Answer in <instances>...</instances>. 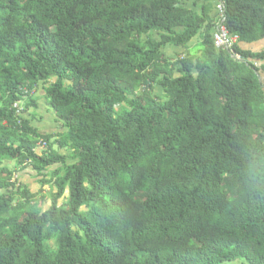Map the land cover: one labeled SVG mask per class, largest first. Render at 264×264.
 <instances>
[{
	"label": "trees",
	"instance_id": "trees-1",
	"mask_svg": "<svg viewBox=\"0 0 264 264\" xmlns=\"http://www.w3.org/2000/svg\"><path fill=\"white\" fill-rule=\"evenodd\" d=\"M185 1L0 0V264H264V0Z\"/></svg>",
	"mask_w": 264,
	"mask_h": 264
},
{
	"label": "crops",
	"instance_id": "crops-1",
	"mask_svg": "<svg viewBox=\"0 0 264 264\" xmlns=\"http://www.w3.org/2000/svg\"><path fill=\"white\" fill-rule=\"evenodd\" d=\"M213 3V2H212ZM205 5L204 0H188L185 1V6L193 9L198 12H202V7ZM213 16H217L216 9L213 10ZM199 42H201L200 36L195 38L192 43L191 47H195ZM242 48L248 51H251L253 53H261L264 52V39H261L259 41L253 42V43H242ZM185 49L178 48L174 46H168L164 50L165 58L171 59V60H177L179 56L183 55L185 53ZM260 65V64H259ZM260 80L264 87V72H260ZM33 102L31 103V107H29L27 115L32 119V124L36 126L40 132L43 134H60L63 133V126L61 120L56 115L55 111L48 105L46 93L42 88V85L38 86L33 92ZM25 102L23 101V104ZM25 106V105H24ZM34 110V111H32ZM63 154L68 155L67 151H62ZM18 174V173H17ZM37 177V171L33 169V167L28 166L24 170H22L19 173V178L23 183H27L26 179ZM40 180V178H39ZM34 182H37L32 179V183L34 185ZM227 264H244L243 262H234V263H227Z\"/></svg>",
	"mask_w": 264,
	"mask_h": 264
},
{
	"label": "built area",
	"instance_id": "built-area-1",
	"mask_svg": "<svg viewBox=\"0 0 264 264\" xmlns=\"http://www.w3.org/2000/svg\"><path fill=\"white\" fill-rule=\"evenodd\" d=\"M216 12L219 16L216 28L214 31V41L218 49L230 51L237 59H241L240 55L235 52V45L238 42V37L231 35L226 26L227 19V0H213ZM22 107L19 108V111Z\"/></svg>",
	"mask_w": 264,
	"mask_h": 264
},
{
	"label": "rangeland",
	"instance_id": "rangeland-1",
	"mask_svg": "<svg viewBox=\"0 0 264 264\" xmlns=\"http://www.w3.org/2000/svg\"><path fill=\"white\" fill-rule=\"evenodd\" d=\"M32 111H34V110H32ZM34 112H35V111H34ZM15 163H16L15 160H14V161H11L10 164H9L10 167H11V168L14 167ZM33 178H34V180L37 181V182H34V185H33V183H32V179H33ZM41 180H42V179L39 180V178L36 179L35 177H32V178H28V179H26V181H28V182L25 183V184H28L30 187H32V191H33L34 193H37V192H39V191L41 190V188H42ZM43 190H44L43 193H42L41 195H39L38 199H40V200L42 201V197H43L44 195L46 196V201H44V202L42 203L43 207L46 209V208L49 207V200H50V193H49V191L51 190V188H50L49 185H47Z\"/></svg>",
	"mask_w": 264,
	"mask_h": 264
}]
</instances>
